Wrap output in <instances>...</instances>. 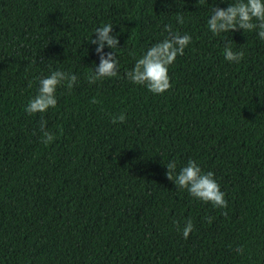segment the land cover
<instances>
[{
  "label": "trees",
  "instance_id": "1",
  "mask_svg": "<svg viewBox=\"0 0 264 264\" xmlns=\"http://www.w3.org/2000/svg\"><path fill=\"white\" fill-rule=\"evenodd\" d=\"M167 3L0 0V264H264V41L213 36L208 3ZM104 23L119 34L118 75L89 84L99 55L86 38ZM164 24L192 40L169 66L171 87L152 94L124 72ZM225 39L239 63L223 59ZM56 68L77 83L27 114L35 78ZM188 159L214 173L224 208L167 179L164 164Z\"/></svg>",
  "mask_w": 264,
  "mask_h": 264
},
{
  "label": "clouds",
  "instance_id": "2",
  "mask_svg": "<svg viewBox=\"0 0 264 264\" xmlns=\"http://www.w3.org/2000/svg\"><path fill=\"white\" fill-rule=\"evenodd\" d=\"M200 3L210 4L206 18V28L213 35L230 33L239 29L242 32H255L257 38L264 41V0H199ZM220 3L225 7L218 6ZM164 7H168L167 0H161ZM177 25H183V15L175 17ZM112 23H104L97 26L86 38L90 45H95L94 52L99 55V63H93L90 71L85 74L89 84L112 78L118 75V61L116 49L118 46V33H113ZM94 34V35H93ZM192 36L188 32H181L170 24L162 26L161 38L154 41L134 59L130 69L124 72V78L134 85L143 86L152 94L164 93L171 87L168 75L169 66L172 65L178 55L184 54V49L190 44ZM107 48L108 51H103ZM223 59L229 63H239L244 56L243 50H235L225 39L222 48ZM37 81L34 95L29 96L24 104V111L32 115L44 113L49 108L57 105V87L63 85L68 91L77 83L78 77L74 72L61 68L50 69L47 75L35 78ZM98 101L93 98L92 103ZM112 123H123L125 114L120 112L110 117ZM46 121L41 119L40 130L42 142L50 143L54 139V133L45 127ZM166 177L176 188L186 189L189 196L202 202L210 203L213 208H224L226 200L220 185L214 179L212 171H203L197 161L188 159L186 163L177 169V162L169 160L164 164ZM210 220V218H208ZM193 229L192 221L186 220L180 228L183 238H187ZM237 252L241 249L237 247Z\"/></svg>",
  "mask_w": 264,
  "mask_h": 264
}]
</instances>
